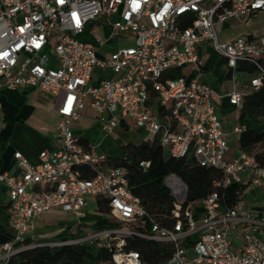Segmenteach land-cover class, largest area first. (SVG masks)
I'll return each instance as SVG.
<instances>
[{"label": "built area", "instance_id": "1", "mask_svg": "<svg viewBox=\"0 0 264 264\" xmlns=\"http://www.w3.org/2000/svg\"><path fill=\"white\" fill-rule=\"evenodd\" d=\"M261 12L264 0H0V82L9 90L32 88L57 97L61 118L56 149L42 151L37 165L15 152L19 175L0 173L12 231L0 245V264H11L18 253L37 246L25 243L37 215L59 209L80 224L91 202L97 210L98 198L108 200L107 218L121 226L91 229L69 243L97 241L115 247V264H144L137 252L123 250L125 239L134 235L129 226L148 217L130 192L127 171L109 165L104 153L84 145L71 131L87 106L98 114L103 134L112 135L117 128L142 132L145 142L160 145L171 157L191 156L200 167L219 171L222 178L215 188L244 187L233 206L224 205L214 191L185 208L186 196L177 202L170 227L151 220L150 234L142 236L173 248L166 264H264V164L255 152L230 155L212 101L215 93L203 81L198 55V49H210L227 70L253 62L259 74L250 85L259 88L264 82V67L258 64L264 58V33L229 41L219 36L226 22L245 23ZM93 26L107 34L106 41L97 38L100 47L118 37L132 38L135 44L99 56L78 40ZM182 67H190L191 75L170 77ZM242 95L234 86L225 97L240 109ZM243 130L237 122L232 134ZM257 149L264 151V142ZM148 165L140 163L142 169ZM80 168L94 176L82 178ZM246 194L259 197L262 206L249 207Z\"/></svg>", "mask_w": 264, "mask_h": 264}, {"label": "trees", "instance_id": "2", "mask_svg": "<svg viewBox=\"0 0 264 264\" xmlns=\"http://www.w3.org/2000/svg\"><path fill=\"white\" fill-rule=\"evenodd\" d=\"M258 64L264 67V58H260ZM258 70V66L253 62H240L234 70L228 69L226 76L235 81L237 76L241 77L240 82L236 81V88L243 93L238 124L244 130L238 138L239 151L255 152L257 160L264 164V151L259 152L257 149L264 142V82L259 88L250 85V80L259 74ZM169 75L172 78L191 75V68L182 67ZM82 143L85 145L84 141ZM121 148L124 155L119 158L110 157L109 164L127 171L130 192L139 199L148 216L129 226L134 235L125 239L123 250L137 252L144 264H166L173 254L170 245L142 236L150 234L151 220L167 227L174 222L171 214L177 202L164 184L167 177L176 176L185 185L186 198L183 208L187 203L198 202L214 191L219 194L224 205L233 206L244 190L239 184H232L225 189L215 188L214 182L222 178L219 171L200 167L191 156L173 158L158 144L141 141L127 143ZM141 162L148 163V167L142 169ZM79 171L82 178L91 179L94 176V172L88 168H80ZM96 205L98 219L90 226L93 230H112L121 226L115 220L107 218V199H96ZM81 238L83 237L78 234L60 233L53 241L63 243L62 245L39 246L40 243H34L37 246L18 253L11 264H115L114 246H99L97 241L90 243L86 240L69 243ZM25 243L29 245L32 241L27 239Z\"/></svg>", "mask_w": 264, "mask_h": 264}, {"label": "crops", "instance_id": "3", "mask_svg": "<svg viewBox=\"0 0 264 264\" xmlns=\"http://www.w3.org/2000/svg\"><path fill=\"white\" fill-rule=\"evenodd\" d=\"M262 13L264 12L257 13L252 17H256ZM251 18L245 23L234 20L226 22L223 25L221 34L224 32L226 24L232 29L236 26L246 24ZM262 33H264V30L255 33L249 31V34L252 35ZM198 55L203 69V81L215 93L212 101L216 105L217 111L222 118L226 139L229 144L234 141L238 143L239 136L233 135L232 131L234 125L238 122L239 109L231 106L225 97L233 90L234 86L237 87V83L235 79L226 76L227 69L223 62L210 49L200 48L198 49ZM57 104V97L47 96L40 90L32 88L9 90L0 82L1 174L8 176L19 175V170L13 158L15 152H20L30 164L37 165L39 163V154L42 151H52L58 147L54 136L61 121L57 113ZM80 120H83L84 125L91 120H96V123L91 127L89 125L88 127L82 128L76 126L74 128L71 127V131L81 137L85 145L94 147L100 153L105 152V146L103 144L105 143L109 147V139H107L109 135L102 133L98 123V114L87 106L80 113V117L76 123ZM94 132L97 133L95 138H93ZM131 132L138 133L135 130L117 128L114 131V135H124ZM230 155H235V153L230 151ZM106 156L108 159L110 157L113 158L109 154ZM167 178L180 180L176 176H169ZM171 179L168 181V185L172 181ZM247 205L251 208L259 209L262 206V202L259 197L253 196ZM10 213L11 209L7 189L5 186L0 185V245L8 241L12 236L9 219ZM96 219H98V215L95 202H91L90 210L80 224L73 215L59 209H54L47 213L39 214L34 218L33 229L27 239L31 240L32 243H43L51 240L52 242L48 243L53 244L55 243L53 240L60 233L78 234L85 237L87 231L92 229L90 226Z\"/></svg>", "mask_w": 264, "mask_h": 264}, {"label": "rangeland", "instance_id": "4", "mask_svg": "<svg viewBox=\"0 0 264 264\" xmlns=\"http://www.w3.org/2000/svg\"><path fill=\"white\" fill-rule=\"evenodd\" d=\"M264 30V13L259 14L256 17H252L246 24H242L240 26H236L234 28H229L228 24H226L224 28V32L219 36L221 41L225 40H233L236 37L240 35H246L250 32H257ZM97 38H100L103 41H106L107 34L103 32L102 29H98L97 26H93L90 32H86L84 35L78 38L80 42L87 43L91 46H93L99 56H109L111 53L116 51L118 48H128L134 46L135 42L132 38H126V37H118L114 38L111 42L105 44V46L100 47L97 44ZM96 73H99L98 71ZM107 76L109 73H106ZM241 77L237 76L236 81L240 82ZM96 123V120H91L89 123L85 124L83 123V120H80L79 122H73L71 127H91L93 124ZM93 138L96 137V132L93 133ZM144 134L142 132H138L137 134L135 132H131L129 134H112L109 135L107 139H109L108 146L104 143L105 146V152H103L105 155H110L113 158H119L124 155L122 151V145H125L127 142L132 143H140L143 141ZM107 143V142H106ZM230 151L232 153L237 154L239 152V145L237 141H234L233 143L229 144ZM175 180V190L176 193L171 189V187L168 185L167 178L164 180L165 186L171 191L172 195L175 197L176 202H180L181 199H183L186 196V187L185 185L178 179L172 178ZM179 185V187H178ZM246 193H248L247 190H245ZM252 195L246 194L244 197L245 203L249 204L250 200L252 199ZM235 240L241 239V231L237 230L234 232ZM47 242H51V240H48L46 242L40 243L41 245L46 244ZM50 244V243H48Z\"/></svg>", "mask_w": 264, "mask_h": 264}, {"label": "bare ground", "instance_id": "5", "mask_svg": "<svg viewBox=\"0 0 264 264\" xmlns=\"http://www.w3.org/2000/svg\"><path fill=\"white\" fill-rule=\"evenodd\" d=\"M178 187H179V185H178Z\"/></svg>", "mask_w": 264, "mask_h": 264}]
</instances>
